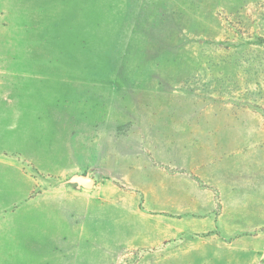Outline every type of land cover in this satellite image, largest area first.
Wrapping results in <instances>:
<instances>
[{
	"label": "rangeland",
	"instance_id": "1",
	"mask_svg": "<svg viewBox=\"0 0 264 264\" xmlns=\"http://www.w3.org/2000/svg\"><path fill=\"white\" fill-rule=\"evenodd\" d=\"M0 264H264V0H0Z\"/></svg>",
	"mask_w": 264,
	"mask_h": 264
},
{
	"label": "water",
	"instance_id": "2",
	"mask_svg": "<svg viewBox=\"0 0 264 264\" xmlns=\"http://www.w3.org/2000/svg\"><path fill=\"white\" fill-rule=\"evenodd\" d=\"M78 181L85 187V188H90L92 187L93 183L90 179L88 178H78Z\"/></svg>",
	"mask_w": 264,
	"mask_h": 264
}]
</instances>
